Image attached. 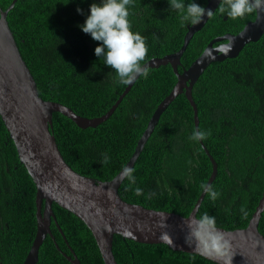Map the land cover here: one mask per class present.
<instances>
[{
    "label": "trees",
    "instance_id": "obj_1",
    "mask_svg": "<svg viewBox=\"0 0 264 264\" xmlns=\"http://www.w3.org/2000/svg\"><path fill=\"white\" fill-rule=\"evenodd\" d=\"M207 1L197 0L202 6ZM11 2L0 0V7L6 9ZM91 2L16 0L6 17L40 97L86 117L104 114L125 88L116 84L102 58L95 57L97 42L77 26L84 16L76 8L86 13ZM129 13L132 34L147 41L145 61L183 44L188 25L167 0H131ZM254 16L233 20L217 13L208 18L189 40L178 71L187 68L211 39L239 31ZM146 70L147 76L139 78L112 114L95 127L80 128L53 112L51 132L75 171L109 180L126 164L156 106L176 83L170 64ZM192 97L198 128L210 133L207 138L189 139L195 129L193 109L184 93L178 94L134 162V183L125 177L118 192L127 202L187 216L212 171L204 145L217 164L210 185L218 197L213 201L205 193L196 216H214L216 226L227 230L244 228L264 191V32L236 57L211 62L194 83ZM105 156L110 159L107 165ZM35 188L0 116V264H22L31 246L37 225ZM52 211L54 238L45 237L36 264H70L63 252L72 256L71 250L80 264H104L85 223L55 202ZM258 229L264 235V208ZM112 252L117 264H217L165 243H139L117 234Z\"/></svg>",
    "mask_w": 264,
    "mask_h": 264
},
{
    "label": "water",
    "instance_id": "obj_2",
    "mask_svg": "<svg viewBox=\"0 0 264 264\" xmlns=\"http://www.w3.org/2000/svg\"><path fill=\"white\" fill-rule=\"evenodd\" d=\"M15 1L12 0L6 9L0 7V116L13 140L20 162L36 187V231L22 264H36L43 240L48 234L53 237L50 229L55 218L53 202L85 223L95 239L104 264H117L112 252L116 234L139 243H165L173 250L199 254L217 264H225L227 257H218L215 253L201 254L196 251L195 241L186 243V238L191 239L186 222L190 218L198 219L196 212L205 195L203 190L190 213L183 216L127 202L121 198L118 189L125 178L123 169L133 167L160 115L178 94L184 93L186 96L193 109L195 129L198 128L197 106L192 97L194 83L211 62L236 57L246 43L260 38L264 32V11L259 15L255 13L254 18L247 21L237 33H225L211 39L200 55L181 72L178 71L180 57L193 34L204 26L207 17L200 24L187 26L183 44L178 50L145 61L142 65L145 68L170 64L176 83L156 106L123 168L109 180H95L75 171L64 159L51 132L52 114L60 112L80 128L95 127L112 114L131 86L125 87L114 104L96 117H86L62 103L42 99L6 18L7 11ZM218 3L219 0H208L204 7L215 10ZM202 146L212 164L205 184L208 185L216 176L217 164L206 147ZM263 208L264 191L246 227L227 230L216 226L229 242L231 264H264V235L258 229ZM164 234L170 237L171 243L162 239ZM71 252L72 256L64 252L63 255L70 264H80Z\"/></svg>",
    "mask_w": 264,
    "mask_h": 264
},
{
    "label": "clouds",
    "instance_id": "obj_3",
    "mask_svg": "<svg viewBox=\"0 0 264 264\" xmlns=\"http://www.w3.org/2000/svg\"><path fill=\"white\" fill-rule=\"evenodd\" d=\"M130 4L131 0H92L86 13L84 9L76 8L77 13L84 16L83 23L77 26L97 42L93 49L95 57L102 58L103 65L111 70L116 84L123 87L132 86L139 78L147 76L146 68L142 67L148 53L147 41L131 32ZM167 4L171 10L180 14L185 26L200 24L205 17L212 18L217 13L236 20L253 13L259 15L264 11V0H219L215 10L205 8L197 0H167ZM209 134L206 130L196 128L189 139L193 142L203 141ZM109 163V157L105 156L103 164ZM133 171L134 169L128 167L123 169V176L132 183L135 181ZM201 188L211 200L217 199L218 193L210 184H201ZM135 191L139 195L142 190L136 188ZM186 226L191 238H186V243L195 241L197 252L227 257L225 264H231L229 242L216 229L214 216L204 213L198 219L190 218ZM162 239L171 243L167 234Z\"/></svg>",
    "mask_w": 264,
    "mask_h": 264
},
{
    "label": "flooded vegetation",
    "instance_id": "obj_4",
    "mask_svg": "<svg viewBox=\"0 0 264 264\" xmlns=\"http://www.w3.org/2000/svg\"><path fill=\"white\" fill-rule=\"evenodd\" d=\"M238 32V31H237ZM237 32H234V33H232V34H235V33H237ZM227 33H229V32H227Z\"/></svg>",
    "mask_w": 264,
    "mask_h": 264
}]
</instances>
